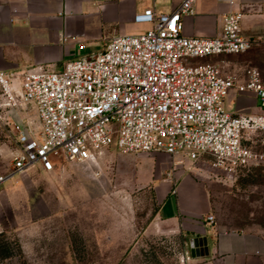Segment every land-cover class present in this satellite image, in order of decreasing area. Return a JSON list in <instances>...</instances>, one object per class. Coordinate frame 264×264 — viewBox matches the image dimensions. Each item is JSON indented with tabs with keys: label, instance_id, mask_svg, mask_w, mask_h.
I'll list each match as a JSON object with an SVG mask.
<instances>
[{
	"label": "built area",
	"instance_id": "1",
	"mask_svg": "<svg viewBox=\"0 0 264 264\" xmlns=\"http://www.w3.org/2000/svg\"><path fill=\"white\" fill-rule=\"evenodd\" d=\"M196 1L182 0L169 12L147 7L134 17L149 25L145 31L115 35L101 51L75 57L61 70L0 71V125L10 126L16 145L0 164V187L34 167L52 171L61 159L96 165L111 147L123 154L207 159L228 174L264 163V150L245 142L264 132L261 71L250 66L241 81L205 60L251 48L242 33L243 13L225 14L217 35L187 36L183 18L194 14ZM232 90L253 93L260 113L228 110ZM29 108L39 129L8 112ZM206 221L216 224L212 214Z\"/></svg>",
	"mask_w": 264,
	"mask_h": 264
},
{
	"label": "rangeland",
	"instance_id": "2",
	"mask_svg": "<svg viewBox=\"0 0 264 264\" xmlns=\"http://www.w3.org/2000/svg\"><path fill=\"white\" fill-rule=\"evenodd\" d=\"M129 33L118 21L104 25V38ZM103 42L85 44L83 54L101 51ZM229 55L256 66L264 79V40ZM228 98L225 107L234 108ZM12 134L10 126L0 125L1 165L16 146ZM252 139L264 150V132ZM136 155L144 157L131 158ZM209 162L111 147L96 165L61 159L52 171L34 167L14 176L0 187V264H185L182 236L159 224L160 199L149 180L181 168L204 181L216 223L264 240V163L228 174ZM185 182L180 188L186 189Z\"/></svg>",
	"mask_w": 264,
	"mask_h": 264
},
{
	"label": "crops",
	"instance_id": "3",
	"mask_svg": "<svg viewBox=\"0 0 264 264\" xmlns=\"http://www.w3.org/2000/svg\"><path fill=\"white\" fill-rule=\"evenodd\" d=\"M181 1L0 0V71L21 73L40 67L61 70L69 60L83 54L86 46L82 49L81 44L94 45L103 39L102 49L105 47L115 36L104 38L107 22L118 21L130 33L145 31L149 25L136 23L137 13L154 4L158 11L169 12ZM233 11L243 13L242 33L252 41L251 48L262 46L264 0H197L194 14L183 18V33L187 36L217 35L222 30L224 15ZM64 36L66 41L62 40ZM205 60L220 64L224 74L236 75L241 81L246 79V70L252 66L229 54ZM228 97L237 103L234 108H228L232 112L259 114L261 111L251 92L232 90ZM29 109H10L8 112L14 121H29L33 128L39 129L36 111ZM31 110L35 112L34 117L29 115ZM252 140L245 142L262 151L256 149ZM182 179L186 181V189L180 188ZM149 180L160 199L159 224L180 232L187 255L191 257L189 264H262L264 240L259 235L228 230L218 223L211 225L206 221L212 206L204 181H197L184 168L166 172L165 177L151 174ZM198 236L207 237L209 253L193 257L189 241Z\"/></svg>",
	"mask_w": 264,
	"mask_h": 264
},
{
	"label": "water",
	"instance_id": "4",
	"mask_svg": "<svg viewBox=\"0 0 264 264\" xmlns=\"http://www.w3.org/2000/svg\"><path fill=\"white\" fill-rule=\"evenodd\" d=\"M189 244L193 257L209 253L207 237H194L190 239Z\"/></svg>",
	"mask_w": 264,
	"mask_h": 264
},
{
	"label": "trees",
	"instance_id": "5",
	"mask_svg": "<svg viewBox=\"0 0 264 264\" xmlns=\"http://www.w3.org/2000/svg\"><path fill=\"white\" fill-rule=\"evenodd\" d=\"M243 169H245V168H243ZM241 170V169H240Z\"/></svg>",
	"mask_w": 264,
	"mask_h": 264
}]
</instances>
